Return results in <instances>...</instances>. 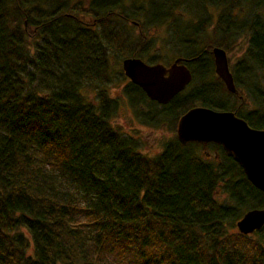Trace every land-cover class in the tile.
<instances>
[{
	"label": "trees",
	"instance_id": "1",
	"mask_svg": "<svg viewBox=\"0 0 264 264\" xmlns=\"http://www.w3.org/2000/svg\"><path fill=\"white\" fill-rule=\"evenodd\" d=\"M242 2L264 8V0H0V264H264V237L236 226L264 207L240 164L219 144L176 137L143 153L114 125L108 89L116 74L126 77V57L166 65L184 57L193 78L169 103L129 79L130 102L159 105L151 119L172 117L176 128L196 105L264 128V16L240 21ZM210 6L215 23L192 19L202 18L194 7ZM161 25L179 52L170 63L153 53L151 30ZM240 34L248 45L230 65L232 93L211 48L228 52ZM210 144L215 154H201Z\"/></svg>",
	"mask_w": 264,
	"mask_h": 264
},
{
	"label": "water",
	"instance_id": "2",
	"mask_svg": "<svg viewBox=\"0 0 264 264\" xmlns=\"http://www.w3.org/2000/svg\"><path fill=\"white\" fill-rule=\"evenodd\" d=\"M212 53L215 72L230 92L238 93L227 50L214 46ZM187 60L177 57L166 65L163 62L150 63L139 56H129L122 60V68L130 81L139 85L151 100L167 104L192 81L193 73ZM176 132L182 144H220L227 155L240 164L253 185L264 192V128L251 126L232 110L196 105L179 117ZM236 226L243 234L261 229L264 226V207L247 210Z\"/></svg>",
	"mask_w": 264,
	"mask_h": 264
},
{
	"label": "rangeland",
	"instance_id": "3",
	"mask_svg": "<svg viewBox=\"0 0 264 264\" xmlns=\"http://www.w3.org/2000/svg\"><path fill=\"white\" fill-rule=\"evenodd\" d=\"M241 5V3H240ZM209 7V6H207ZM197 10L198 14L201 15V19L193 15V11ZM193 11L186 12L184 11V19L189 20L193 15L192 19L194 21H213V17L216 16L217 10L214 6H210V9L207 10H200L194 7ZM240 18L239 20L247 21L252 16H254L256 13L264 16V8H257L250 4H244L242 2V5L239 8ZM212 15L210 17V15ZM215 19V18H214ZM213 23H215L213 21ZM211 26V25H210ZM209 27V31H210ZM151 33L153 34V37L155 39V49L153 53H159L160 57H162L166 62L170 63L173 61L172 57L176 54H178V49L175 48L174 43L170 39V31L168 29L167 25H161L157 26L156 28H153L151 30ZM247 41H246V35L240 34L232 41V47L228 51V56L230 60V65L233 66L234 63L242 57L244 54L246 48H247ZM212 49V48H211ZM113 62H115V65L117 64L116 56L113 58ZM214 61V59H213ZM118 66V65H117ZM214 66V63H213ZM209 77L213 78L214 76L209 75ZM208 77V78H209ZM129 83V78L124 76L122 74H116L114 77V82L109 83L108 89L110 93L113 94V96L118 101V109L115 112L114 118L112 119L114 125L119 128V130L124 133L126 136H130L134 138L139 146V149L148 155H155L159 153L164 144L168 143L169 141H173L174 138H177V132H176V119L172 120V117H166L163 115H160L158 119H151V116L155 113H158L160 110V106L151 103L150 101L146 100L142 103L133 104L130 102L128 95L125 91V86ZM84 92H86L92 100H95L96 98V89L93 87H87L84 89ZM245 97H247V104L244 105V109H242V112L247 113L250 109L253 108L252 100L248 98L247 94L245 93ZM168 116V115H167ZM151 119V120H150ZM175 122V123H174ZM215 147L213 145H208L205 147H200L199 151L201 154H205L206 152L211 153L213 156L215 154ZM229 197V194L226 192H221V194L218 196V199L221 202H224ZM234 230H237L234 228ZM252 237V239H263L264 233H251L248 234ZM264 240V239H263Z\"/></svg>",
	"mask_w": 264,
	"mask_h": 264
},
{
	"label": "flooded vegetation",
	"instance_id": "4",
	"mask_svg": "<svg viewBox=\"0 0 264 264\" xmlns=\"http://www.w3.org/2000/svg\"><path fill=\"white\" fill-rule=\"evenodd\" d=\"M213 63H214V61H213ZM231 68V67H230ZM214 70H215V65H214ZM217 74V73H216ZM239 116V115H238ZM210 143H214V142H210ZM220 145V144H219Z\"/></svg>",
	"mask_w": 264,
	"mask_h": 264
}]
</instances>
